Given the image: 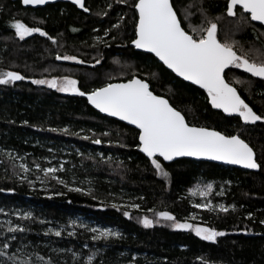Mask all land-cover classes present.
<instances>
[{"label": "trees", "instance_id": "trees-1", "mask_svg": "<svg viewBox=\"0 0 264 264\" xmlns=\"http://www.w3.org/2000/svg\"><path fill=\"white\" fill-rule=\"evenodd\" d=\"M136 2L85 0L90 11L84 12L72 3L31 8L21 0H0V71H17L26 77L15 86L0 85L2 149L24 153L30 162L43 164L46 154L57 155L62 151L59 145H65L69 151L66 154L72 153L74 158L73 170L92 181V186H75L66 178L65 187L43 173V183L30 177L21 181L16 175H23L20 165L0 153V208L5 210L0 213V222L11 220L13 226L19 223L28 229L8 233L5 223L0 227V246L15 235L9 254L16 253L20 261L31 257L36 264H46L49 258L53 264H87L88 255L93 253V264H264V224L260 223L264 220V122L244 125L239 117L213 109L204 91L176 77L153 55L137 51L131 45L137 25ZM227 3L173 0L186 30L189 24L207 27L210 20L218 24L221 43H234L238 52L250 55L251 51L264 52V26L251 21L248 13L241 19L240 9L236 17L228 16ZM185 8L190 13L187 20L183 19ZM17 19L42 28L57 43L39 33L20 40L10 26ZM116 24L120 27H113ZM108 29L111 32L105 35ZM57 54L76 55L85 63L57 60ZM65 75L75 77L85 92L133 75L146 78L152 90L167 97L191 124L215 128L226 135L239 133L255 150L262 168L250 171L189 158L166 163L159 158L169 173L168 177L160 176L139 151L136 128L101 115L85 97L32 83L34 79ZM225 78L248 81L238 91L258 114L264 115V80L232 67ZM82 123L95 129L88 133L89 139L77 133ZM65 128L68 133L61 131ZM44 138L50 142L44 144ZM95 139L102 142L96 144ZM91 148L104 149L105 155L98 156L95 151L90 154L87 151ZM197 184H212V203L235 204L236 210L217 213L194 207L204 202L201 196L191 194ZM74 188L82 191L70 190ZM220 192L223 195H218ZM131 204L140 208H130ZM149 209L155 213L169 211L180 222L211 226L227 235L211 242L168 223L146 228L140 219L155 216ZM125 211L131 212V218L124 215ZM27 212L32 218L21 219L20 214ZM249 213L253 214L251 219ZM91 228H110L120 232L122 238L94 241L91 237L98 233ZM49 229H63V233L57 237ZM73 231L75 236L68 235ZM37 255L44 259L37 261ZM0 262L12 264L5 257H0Z\"/></svg>", "mask_w": 264, "mask_h": 264}, {"label": "snow or ice", "instance_id": "snow-or-ice-1", "mask_svg": "<svg viewBox=\"0 0 264 264\" xmlns=\"http://www.w3.org/2000/svg\"><path fill=\"white\" fill-rule=\"evenodd\" d=\"M49 2L50 0H22L23 5L26 6L45 5ZM72 2L84 12L90 11L86 7L85 0H72ZM117 2L126 3L127 0H117ZM110 7L111 5H109ZM134 8L138 11V22L135 29L136 38L131 41V44L136 49L154 53L168 69H171L179 77L206 90L212 107L222 109L224 113L229 115H237L246 125L264 122V115L258 114L238 91V88L242 90L243 84L248 83V81L239 78L234 81L225 79V69L232 67L242 69L253 78L264 80V52L257 50L258 56L253 57L248 52H238L234 43H221L217 38L218 24L210 20L206 21L207 27L203 25L193 27L189 24L191 32L186 31L185 27L182 26V18L173 5V0H137ZM238 9L242 10L239 13L241 19H245L243 13H248L251 21H258L264 25V0H228V16L236 17ZM104 15H107V13L105 12ZM189 15L190 13L185 8L183 19L187 20ZM10 26L15 30V35L20 40H24L34 33H39L41 36L48 37L52 43H57V40L42 28L29 26L21 20H13ZM113 27L119 28L120 25L116 24ZM73 31H76V29H73ZM110 32L111 29L106 30L105 35ZM96 39L100 40L101 38L97 37ZM112 39H115V37H112ZM56 59L76 61L80 64L85 63L76 55L57 54ZM96 63L99 64L100 60H97ZM25 79L26 77L17 71H0V85L14 84L16 81ZM32 83L47 85L49 88L63 93L86 96L90 104L101 112L119 117L121 120L135 125L140 130L138 137L140 150L150 158L151 165L160 176H169L159 159L161 157L164 161H173L174 158L183 156L205 157L240 165L246 169L262 168V163L258 162L253 147L239 133L226 135L215 129L203 126L197 127L191 124L181 110L174 107L168 98L155 94L148 80L138 75H133L126 82L106 83L103 87L95 88L90 92L82 91L79 86L80 82L67 75L63 77L53 76L51 79H34ZM52 131H57V129H52ZM61 131L68 133L69 130L65 128ZM108 134L104 133V135ZM84 138L89 139V137ZM93 142L100 144L102 141L95 139ZM7 155L15 159L11 153H7ZM20 159H23V157H20ZM20 168L24 174L16 173V175L21 181L28 180L27 173L31 169L26 163L21 164ZM35 168L41 171L45 177L51 175L60 184H64L65 187L68 186L63 179L55 175L63 170V164L59 168H41V165L36 163ZM29 183L31 184L32 181H29ZM70 190L82 191L80 188ZM212 190V184L193 189L191 192L193 196L199 195L204 199L203 203H196L194 207L217 213H228L236 210L237 206L235 204H213L209 199ZM218 195H223V192L218 193ZM129 207L139 209L140 205L131 204ZM149 211L154 212L159 220L144 215L141 223L146 228L152 227L154 223H159L160 220H165L171 221L176 229L193 231L196 236L205 241L215 242L218 237L227 235L225 231L217 230L211 226L194 224L187 220L180 222L169 211L158 213H155L153 209H149ZM4 212L5 210L0 208V213ZM124 215L131 218V212L129 211H125ZM252 216V213L248 214L249 219ZM20 218L28 220L32 218V213L20 214ZM195 218V215L191 217L193 220ZM5 223L7 224L8 233H23L28 230L19 223L13 226L11 220L0 222V227H3ZM260 223L264 224V220H261ZM73 224H75V221H73ZM53 231L57 237H60L63 233V229H49V232ZM90 231L98 233L91 237L94 241L110 237L122 238L120 232L113 231L110 228H91ZM68 235L75 236L76 233L73 231L69 232ZM15 239L16 236L12 235L3 242L0 246V257H5L12 264H36V261H33L31 257H28L26 261H20L16 253L9 254L8 249L11 247V241ZM84 247L86 248L87 244ZM95 257L96 253L88 255L87 264H93ZM36 259L41 261L44 258L37 255ZM0 264H4V262H0ZM46 264H53L51 258L48 259ZM203 264H209V262L203 261Z\"/></svg>", "mask_w": 264, "mask_h": 264}, {"label": "rangeland", "instance_id": "rangeland-1", "mask_svg": "<svg viewBox=\"0 0 264 264\" xmlns=\"http://www.w3.org/2000/svg\"><path fill=\"white\" fill-rule=\"evenodd\" d=\"M185 13V12H184ZM188 24V23H187ZM187 26V25H186ZM197 26H200V25H194L193 27H197ZM188 29L191 31V28L190 27H188ZM251 53H252V56L253 57H256V56H258V53H255V52H253V51H251ZM76 62V61H75ZM19 73H21V72H19ZM66 76V75H65ZM53 77V76H52ZM52 77H45V78H48V79H51ZM63 77V76H62ZM73 79H76L75 77H72ZM39 79H44V78H39ZM236 79V78H235ZM234 79V80H235ZM77 80V79H76ZM18 83V81H16L14 84H9L10 86H15L16 84ZM44 86H47V85H44ZM48 87V86H47ZM76 130H77V133L78 134H82L83 136H88L89 134L88 133H90V132H92V131H94L95 129L93 128V126H91V125H88V124H84V123H82L80 126H77V128H76ZM89 137V136H88ZM44 141V144L47 142V143H49L50 141H47V140H45V138L43 139ZM63 143V142H62ZM44 146V145H43ZM60 146V148H59V150H62V151H60V153H58L57 151V155H51L50 153L49 154H46L47 155V157L44 159V160H42L43 161V164H40L41 165V168H47V167H56V168H59L60 167V165L61 164H63V170L62 171H59V172H57L55 175L56 176H61L62 174L61 173H63V175H62V177H60L61 179H66V178H68L69 179V181L73 184V185H77V186H84V187H88V186H92V181H91V179H89V178H86V177H83V179L81 178V177H79L80 175L76 172V171H74L73 170V168L75 169L76 167H74L73 166V164H72V161H73V157H71V154H66V153H68L69 151L68 150H65V149H67V148H65L66 146L65 145H59ZM2 145H0V153L1 154H6V156L8 157V158H10L8 155H7V153H11L12 154V157H15V160L17 161V163L19 164V165H21V164H27L28 165V167L31 169V171L29 172V173H27V176L28 177H30V178H32V180H35V181H39V182H45V178L44 177H42V172H40V173H37V169L35 168V164L37 163V162H30V160L28 159V157H27V155H25L24 153L22 154V153H18L17 151H13V150H8V149H2ZM4 148V147H3ZM48 148V151H50L51 152V148L50 147H47ZM75 151H79L80 153H81V151L82 150H80V149H74ZM91 150V151H90ZM89 151H87V152H89L90 154H92L94 151V153L95 154H97L98 156H101V157H103L104 155H105V152H104V149H101V148H99V149H97V150H93L92 148L90 149ZM107 156H110V154L108 153V155ZM20 157H23V159H20ZM10 160H12V158H10ZM70 163V165L67 167V165ZM24 174V173H23ZM207 185V184H206ZM205 185H202V184H197V185H195L193 188H192V190L193 189H196V188H202V187H204ZM125 200H127V201H129V198L128 197H126L125 198ZM150 218H152V219H154V220H159V217L158 216H149ZM142 219V218H141ZM141 219H140V221H141ZM159 223H168L170 226H172L173 227V224H172V222L171 221H165V220H160V222ZM203 225V224H202ZM175 228V227H174Z\"/></svg>", "mask_w": 264, "mask_h": 264}, {"label": "water", "instance_id": "water-1", "mask_svg": "<svg viewBox=\"0 0 264 264\" xmlns=\"http://www.w3.org/2000/svg\"><path fill=\"white\" fill-rule=\"evenodd\" d=\"M21 2H22V0H21ZM57 2H64V3H72V4H74L73 2H72V0H50V2L49 3H47V4H53V3H57ZM23 4V3H22ZM47 4H45V5H36V6H33V5H27L28 7H31V8H42V7H44V6H46ZM74 5H76V4H74ZM24 6H26V5H24ZM77 7H79L78 5H76ZM80 8V7H79ZM136 12H137V22H138V11L136 10ZM253 22H255V23H258V24H261L260 22H258V21H253ZM262 25V24H261ZM262 26H264V25H262ZM136 38V37H135ZM134 38V39H135ZM132 45V44H131ZM133 46V45H132ZM134 47V46H133ZM135 48V47H134ZM136 49V48H135ZM137 51H141V52H145V53H148V54H151V55H153L155 58H157V60L158 61H160L159 60V58L158 57H156L155 56V54L154 53H150V52H147V51H145V50H142V49H136ZM162 64H163V62L162 61H160ZM164 65V64H163ZM166 68H167V66L166 65H164ZM168 69V68H167ZM229 69V68H228ZM228 69H225V73H226V71L228 70ZM168 70H170L176 77H178V78H180V79H183L182 77H179L176 73H174L171 69H168ZM238 70H240V71H242V72H244L242 69H238ZM245 73V72H244ZM22 74V73H21ZM246 74H248V73H246ZM250 75V74H249ZM226 79V78H225ZM128 79H126V80H120V81H113V82H110V83H121V82H126ZM184 80V79H183ZM184 81H186V80H184ZM186 82H188V83H190V84H193L192 82H190V81H186ZM150 84V83H149ZM194 86H196V87H198V88H200V89H202L199 85H195V84H193ZM104 86V85H103ZM103 86H101V87H103ZM151 86V85H150ZM202 90H204V89H202ZM206 91V90H205ZM155 94H157V93H155ZM157 95H159V94H157ZM165 97V96H164ZM85 98H86V100H87V97L85 96ZM165 98H167V97H165ZM87 103L89 104V106H91L94 110H96L97 112H99L101 115H103V116H106V117H108V118H113V119H115V120H118V121H120V122H123V123H125V124H127V125H129V126H131V127H134V128H136L137 130H138V137H139V129L135 126V125H132V124H130L128 121H124V120H121L119 117H113V116H110V115H108L107 113H103V112H101L99 109H96L93 105H91L90 104V102L87 100ZM171 103V102H170ZM209 104H210V101H209ZM210 106L212 107V105L210 104ZM213 109H215V110H218V111H221V112H223V110L222 109H216V108H214V107H212ZM179 110V109H178ZM224 113V112H223ZM224 114H226V115H228V116H235V117H238L237 115H229V114H227V113H224ZM186 118V117H185ZM243 122V121H242ZM244 124V123H243ZM244 125H246V124H244ZM195 126H197V125H195ZM197 127H200V126H197ZM203 127H205V126H203ZM208 128H211V127H208ZM211 129H215V128H211ZM216 131H219V130H217V129H215ZM221 132V131H220ZM223 133V132H222ZM138 141H139V139H138ZM139 151L142 153V154H144L146 157H147V155L145 154V153H143L141 150H140V147H139ZM255 151V150H254ZM148 159H150L149 157H147ZM181 158H189V159H193V160H197V161H208V162H213V163H218V164H222V165H226V166H231V167H238V168H241V169H244V170H250V171H258L259 169H246V168H244V167H242V166H240V165H234V164H230V163H227V162H224V161H217V160H212V159H208V158H205V157H189V156H183V157H176V158H174V160L173 161H175V160H177V159H181ZM161 159L163 160V158L161 157ZM164 161V160H163ZM173 161H164V162H166V163H171V162H173Z\"/></svg>", "mask_w": 264, "mask_h": 264}, {"label": "flooded vegetation", "instance_id": "flooded-vegetation-1", "mask_svg": "<svg viewBox=\"0 0 264 264\" xmlns=\"http://www.w3.org/2000/svg\"><path fill=\"white\" fill-rule=\"evenodd\" d=\"M179 15V14H178ZM185 30H186V28H185ZM186 31H189V32H191L189 29H187ZM240 71V70H239ZM247 75H249V74H247ZM250 76V75H249ZM227 80V79H226ZM202 90V89H201ZM202 91H204L205 92V95L207 96V92L205 91V90H202ZM207 99H208V102H209V98H208V96H207Z\"/></svg>", "mask_w": 264, "mask_h": 264}]
</instances>
